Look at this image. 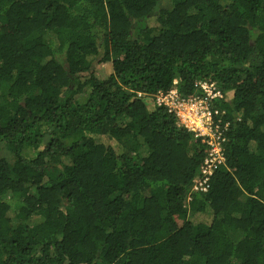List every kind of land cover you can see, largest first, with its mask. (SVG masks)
<instances>
[{
	"label": "trees",
	"instance_id": "1",
	"mask_svg": "<svg viewBox=\"0 0 264 264\" xmlns=\"http://www.w3.org/2000/svg\"><path fill=\"white\" fill-rule=\"evenodd\" d=\"M0 264H264V0H0Z\"/></svg>",
	"mask_w": 264,
	"mask_h": 264
},
{
	"label": "built area",
	"instance_id": "2",
	"mask_svg": "<svg viewBox=\"0 0 264 264\" xmlns=\"http://www.w3.org/2000/svg\"><path fill=\"white\" fill-rule=\"evenodd\" d=\"M197 87L199 93L183 96L175 80L173 86L167 91L160 90L152 95L139 93L138 97H147V100L156 107L165 108L179 121L180 125L202 138L208 146V153L202 167L203 174L207 175L212 173L219 164H225L223 144L227 139L224 134L229 123L223 122L225 111L215 105V102L224 96L220 87L208 81L199 82ZM197 187H201V184L195 186Z\"/></svg>",
	"mask_w": 264,
	"mask_h": 264
},
{
	"label": "rangeland",
	"instance_id": "3",
	"mask_svg": "<svg viewBox=\"0 0 264 264\" xmlns=\"http://www.w3.org/2000/svg\"><path fill=\"white\" fill-rule=\"evenodd\" d=\"M106 70H107L108 73H111L112 70H113L112 65H111V64L107 65V66H106Z\"/></svg>",
	"mask_w": 264,
	"mask_h": 264
},
{
	"label": "clouds",
	"instance_id": "4",
	"mask_svg": "<svg viewBox=\"0 0 264 264\" xmlns=\"http://www.w3.org/2000/svg\"><path fill=\"white\" fill-rule=\"evenodd\" d=\"M173 84H174V83H173ZM177 85H178V82H177ZM139 93H144V92H138V93H137V97H138V94H139ZM144 94H146V93H144ZM146 95H148V94H146ZM138 98H140V97H138ZM144 99H146V100H147V97H146V98H144ZM148 101H149V100H148ZM150 102H151V101H150Z\"/></svg>",
	"mask_w": 264,
	"mask_h": 264
}]
</instances>
